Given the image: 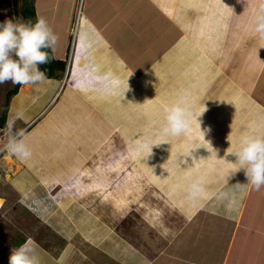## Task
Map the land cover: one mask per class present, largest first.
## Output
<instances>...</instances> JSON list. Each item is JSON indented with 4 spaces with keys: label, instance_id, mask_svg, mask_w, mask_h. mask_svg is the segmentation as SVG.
I'll return each instance as SVG.
<instances>
[{
    "label": "crops",
    "instance_id": "1",
    "mask_svg": "<svg viewBox=\"0 0 264 264\" xmlns=\"http://www.w3.org/2000/svg\"><path fill=\"white\" fill-rule=\"evenodd\" d=\"M80 1L72 0L77 6ZM224 1L221 6L219 3L223 0H213L217 4V11L214 12L208 1L202 4L200 0H82L84 12L82 7L78 8L76 27L81 13H84L86 25L82 24L76 37L70 24L63 29L69 34L58 36L54 46L56 59L65 61L66 69L58 70L55 76H46L36 84L20 85L18 92L11 97L6 112L9 92L17 85L6 82L7 86L0 91V186L4 185L3 180L8 181L4 173L12 166L19 169V173L11 177V184L15 186L25 184L23 179L27 177L29 187L60 182L66 192L65 187L71 188L76 181L79 183L85 178L82 175L87 174L89 161L96 157V138H99L98 145H103L112 135L110 128L113 123L123 122L126 115L135 111L142 121L136 136L146 138L145 141L154 139L155 135L164 134L153 122H165V111L180 101L186 102L188 109L193 108L191 113L201 109L195 114L199 117L203 113L198 118L202 127L197 129L200 136L202 132L205 136L210 133V138H215L216 142L217 139L235 136V146L245 133L264 136V113L260 114V108L264 110V99L251 105L247 104V99L238 100L234 94L235 80L220 69L219 57L223 54L214 50L216 40L224 37L214 31L216 19L224 20L223 27L229 36L236 16L240 20L243 11L250 8L257 11V7L252 8L251 4L247 7L246 0L240 4L238 1L237 7L233 8L236 12L230 18L229 0ZM91 2L94 6L89 5ZM34 3L38 16L51 10V21L65 27L56 17L62 0H34ZM86 4L89 7L85 10ZM141 9L142 13L153 10L163 25L171 30L158 52L152 48L157 45L159 35L148 32L147 24L140 22L143 20ZM118 21L121 26L116 25ZM240 21V31H247L251 37L257 36L252 25L243 24V17ZM144 27L146 33L142 32ZM188 27H194L199 32L198 36H202L200 41ZM148 33L153 36L148 37ZM202 39L212 40L211 49ZM204 57L215 61L197 59ZM106 74L110 83L100 79ZM138 78L143 80L142 83ZM169 78L176 81V86L167 84ZM69 80L71 83H68ZM94 95L96 103L92 100ZM160 96L165 99L162 102L165 111L158 103ZM206 96L208 100H204ZM125 100L132 107L124 106L122 103ZM249 109H254L255 115H258L248 116ZM151 124L154 128L145 131ZM195 127L199 128V125ZM20 129L25 130L22 140L32 153L27 160L3 150L9 138ZM191 131L194 133L196 130L192 128L186 133ZM190 135L182 134L184 137ZM164 136L169 138L171 135ZM154 146L150 148L148 143H140L141 153L138 152L142 159L148 151L151 154ZM201 149L195 153L194 168L198 169L196 164L200 162L205 165L203 169L208 174L201 179L196 175L185 176L186 179L176 184L183 209L179 210L177 221L174 220V228L168 229V234L166 228H157L156 235L146 228L145 241L141 238L134 243L128 240L122 248L123 264H264V186L257 191L247 184L245 172V176L237 177L238 167H232L233 162H226L220 156L223 161L218 159L217 164L213 163L210 153V161H205V151L210 149L205 144ZM150 159L152 162L155 156ZM28 169H32L35 176L31 178L27 174ZM115 169L119 171L118 166ZM197 180L201 182L202 191L192 201L187 189ZM170 187L174 188L173 184ZM91 191L95 192L94 189ZM201 197L206 201L196 211ZM146 202L149 203V198ZM193 210L195 213L190 214ZM202 211L209 212L206 220L200 219ZM12 248L17 247L4 245L0 239V264H8L9 257L5 258V254L10 253ZM93 256L96 262L100 261L101 257ZM83 259L65 256L61 261L64 264H80ZM112 261L122 264L121 260ZM112 261L98 263L112 264Z\"/></svg>",
    "mask_w": 264,
    "mask_h": 264
},
{
    "label": "rangeland",
    "instance_id": "2",
    "mask_svg": "<svg viewBox=\"0 0 264 264\" xmlns=\"http://www.w3.org/2000/svg\"><path fill=\"white\" fill-rule=\"evenodd\" d=\"M207 1L209 6L213 7V11L216 12L217 4L213 3V0H200V3L205 4ZM238 1L239 4L244 2V0H229L228 13L230 18L231 14L236 12L233 8L237 7L238 3L236 2ZM224 3L223 0L219 4L222 6ZM245 3L247 7H250L251 4L252 8L257 7V11H259L250 8L240 15V20L243 17V24L245 26L252 25V30H254L256 17L264 15V7H262L264 0H246ZM21 5L22 0H0V23L6 19L23 21L20 12ZM75 5L72 0H62L57 9L58 12L56 11L58 21L65 27L58 26L51 21L53 11L47 10L41 15L57 39L62 34L66 36L69 34V31L63 29L68 28L70 24L73 27L76 26L77 9ZM89 5L94 6L92 2ZM89 5L86 4L85 10ZM69 8L73 10L70 11ZM240 20L236 16L234 24L230 26L229 36H227V30H224L223 27L224 22L222 23L224 20H219V17L216 19L214 31H217L218 35L223 34L224 37L216 40L214 50L217 49L223 54L219 57L220 69L235 80L234 94L238 100L247 99L248 103H246L251 105V103L256 104L257 101V103L263 102L264 99V39H260L258 35L251 37L247 31H240L242 28ZM120 24L119 21L116 23L118 26H121ZM188 28L200 41L202 36H198L199 32L194 27ZM222 29L223 33H221ZM202 40L211 49L212 40ZM125 47L128 48V44ZM197 59L215 61L210 57ZM106 76L109 77L107 74ZM168 80L170 82L167 84L176 86L174 79L169 78ZM157 81L159 84V80ZM7 84H0V91ZM6 93L7 91H5V95ZM159 98L158 101L160 102L158 103L164 109L162 102L165 99L162 96ZM207 98L206 96L204 100ZM92 100L96 103V95L92 97ZM122 104L126 107H132L128 100ZM192 109L189 108V111L191 112ZM254 109H249L246 114L257 116L258 114L255 115ZM200 110L192 112L190 119L188 130L193 128L196 130L194 133L191 131L185 133L191 134L190 136H170L169 138L164 135H155L153 137L155 146L151 154L148 151L143 159L139 151L140 143H151L153 139L145 141L146 138L136 136V133L140 132L141 116L134 111L126 115L127 117L123 122L113 123L112 126L110 124V129L113 131L111 137L100 146L98 145L99 138H96V142H98L96 144V157L94 156V159L89 161L90 166L86 170L87 174L82 175L85 178L80 179L81 182L79 183L81 184L77 181L73 187L70 184L71 188H74L73 191L70 187H65V192L64 186L60 182H55L53 185L29 187L27 177L22 178L25 184L15 186L11 184L13 183L11 177L15 173L18 174L19 169H13L10 166L6 172L3 170L8 181L3 180L4 185L0 186V196L3 199L0 201V239L4 245L11 247L20 246L24 241H30V246L35 250L40 261L39 264H64L61 260L65 256L84 258L80 264H87V261L94 264L96 259L93 255L101 257L99 263L101 261L102 263L110 262L115 259V261L121 260L123 264L124 249L122 248L128 240L134 243L141 238L142 241H145L146 237L143 238V236H146V228H148V232L151 230L154 235L157 234L155 232L157 228H166V233L169 232L168 229L174 228V220L177 221L180 215L179 210L183 209L181 193L179 195L176 191L178 190L176 184L182 179H186L185 176L196 175L201 179L208 174L204 170L205 165L200 162L196 164L198 169L195 170L194 168V156L202 150L203 144L210 149V151H205V161H210V157H208L210 153L214 160L213 163L217 164L218 159L235 163L236 156L228 153L236 150L235 136H228L223 140L217 139V142L215 138H210V133L205 136L204 132L200 136L197 131L202 127H195V125H199L198 116L195 114L199 113ZM119 111H121L120 108ZM263 113L264 110L260 108V114ZM153 123L158 126V130L162 129L165 124L162 121ZM151 128H154L153 124L145 131L149 132ZM153 156L155 159L151 162L150 158ZM218 156L224 159L222 160ZM216 157L218 158L216 159ZM188 162L193 163V165ZM231 165L234 168L239 167L237 164L233 166L231 163ZM115 166L119 167V171H115L117 170ZM28 170L27 174L31 178L32 175L35 176L32 169ZM237 171V177L245 176L243 175L244 170ZM127 177H130L129 181ZM171 184L174 188H169ZM91 189H94L95 192ZM202 197L198 201L199 207L195 209L196 211L206 201ZM147 198H149V203L146 202ZM195 210L190 214H194ZM45 212H49L53 216L49 218V214ZM64 212L67 214L65 215ZM208 214V211H202L200 219L206 220ZM73 249L74 251H72ZM9 255L10 253L5 254V258H8ZM113 261L112 264H115L116 262ZM98 262L95 264H99Z\"/></svg>",
    "mask_w": 264,
    "mask_h": 264
},
{
    "label": "clouds",
    "instance_id": "3",
    "mask_svg": "<svg viewBox=\"0 0 264 264\" xmlns=\"http://www.w3.org/2000/svg\"><path fill=\"white\" fill-rule=\"evenodd\" d=\"M79 7H82L84 12L82 0L77 6V10ZM76 23L77 14L75 25ZM72 30L76 35L77 27L72 26ZM254 31L260 39H264V15L256 17ZM56 42V35L43 17L38 16L35 22L6 19L0 23V84L10 81L14 85L23 86L43 81L46 78V73L41 66L48 64L52 59L47 50L54 51ZM100 79L105 83H110L107 76L100 77ZM68 83L71 81L69 80ZM191 116L192 113L186 102L173 103L166 111L162 134L178 137L186 133L190 126ZM198 123L200 128L199 120ZM208 130L210 129H206V131ZM202 133L204 134V132ZM24 134V129L18 130L14 136L9 138L3 150L12 153L21 160L29 159L32 153L22 140ZM228 153L236 156L234 164L239 166L237 170L245 171L247 184L253 186L257 191L261 186H264V136L245 133L240 137L236 150ZM201 191V182L199 180L193 182L187 189L189 199L195 201ZM16 247L10 251L8 264H39L35 250L29 242L24 241L23 244Z\"/></svg>",
    "mask_w": 264,
    "mask_h": 264
},
{
    "label": "bare ground",
    "instance_id": "4",
    "mask_svg": "<svg viewBox=\"0 0 264 264\" xmlns=\"http://www.w3.org/2000/svg\"><path fill=\"white\" fill-rule=\"evenodd\" d=\"M131 3V2H130ZM134 4H135V2H134ZM135 6H136V4H135ZM142 10L143 9H141V13H142ZM113 16V15H112ZM180 16V15H179ZM133 17V16H132ZM140 17V16H139ZM142 17H143V20H139L140 22H144V25L145 24H147L146 26H147V31L148 32H150V33H153V35H156V36H158V38H156L157 39V45H155V47L154 48H152V50H155V52H158V51H160L161 50V44H162V42H163V40H164V38L169 34V32H171V30H169L168 28H166L164 25H163V23H162V21H161V19L159 18V16L158 15H156L155 13H154V11L153 10H148V11H146V12H143L142 13ZM135 18H137L138 19V17H135ZM179 19V18H178ZM82 24H84V25H86V20H85V16H84V13H81V14H79L78 15V26H77V29L79 30V28H81V26H82ZM143 25V24H142ZM143 25V26H144ZM141 26V25H140ZM139 26V27H140ZM142 26V27H143ZM141 27V28H142ZM146 27H144L143 29H142V32L143 33H146L145 32V29ZM144 30V31H143ZM142 32H140L141 34H142ZM140 34V35H141ZM152 34H147V36L148 37H151V36H153ZM76 37H77V35H76ZM77 39V38H76ZM153 40V39H152ZM229 55H230V53H229ZM244 56V55H243ZM135 63H136V61H135ZM133 65H134V63H133ZM224 66V65H223ZM249 69V68H248ZM247 70V69H246ZM245 70V71H246ZM250 71V70H249ZM92 72V71H91ZM247 72V71H246ZM144 75H146L145 73H144ZM143 75V76H144ZM138 81H139V83H142V79L141 78H138ZM123 87H124V85H123ZM149 144V147L150 148H152L153 146H154V139H153V142L152 143H148ZM34 183V182H33ZM0 201H3V199L0 197ZM52 209V208H51ZM52 211V210H51ZM59 211V210H58ZM58 211H56V212H58ZM46 214H49V212H45ZM53 215H51V213L49 214V218H51ZM62 216H64L63 214H62ZM64 219V218H63Z\"/></svg>",
    "mask_w": 264,
    "mask_h": 264
},
{
    "label": "trees",
    "instance_id": "5",
    "mask_svg": "<svg viewBox=\"0 0 264 264\" xmlns=\"http://www.w3.org/2000/svg\"><path fill=\"white\" fill-rule=\"evenodd\" d=\"M21 15H22V19L23 21H29L31 20L32 22H35L37 17H38V11L36 8V5L34 3V0H22V5H21V9H20ZM49 51L50 56L52 57V59L50 60V62L46 65H42L41 68L43 71H45L46 76L52 77L55 76L57 74L58 70H65L66 69V62L61 60V59H56L55 55H54V51L52 50H47ZM20 85H17V87H15L16 89L13 88V90H11L9 92L8 95V102L5 106V112L6 109H8L9 107V101L11 99V97L18 92V88Z\"/></svg>",
    "mask_w": 264,
    "mask_h": 264
}]
</instances>
